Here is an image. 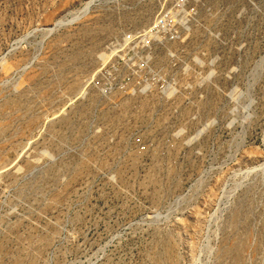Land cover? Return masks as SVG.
Wrapping results in <instances>:
<instances>
[{"label": "rangeland", "instance_id": "rangeland-1", "mask_svg": "<svg viewBox=\"0 0 264 264\" xmlns=\"http://www.w3.org/2000/svg\"><path fill=\"white\" fill-rule=\"evenodd\" d=\"M0 264H264V0H0Z\"/></svg>", "mask_w": 264, "mask_h": 264}, {"label": "bare ground", "instance_id": "bare-ground-1", "mask_svg": "<svg viewBox=\"0 0 264 264\" xmlns=\"http://www.w3.org/2000/svg\"><path fill=\"white\" fill-rule=\"evenodd\" d=\"M88 4H89V2L87 3V6H88ZM87 6L83 10H81L80 12H77L74 15L72 14L71 18L69 20L68 19H64V20L60 21L59 23H57V27L60 28V26H62L65 23L77 20L83 14V12L87 11ZM84 15H85V13H84Z\"/></svg>", "mask_w": 264, "mask_h": 264}]
</instances>
